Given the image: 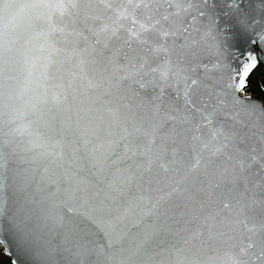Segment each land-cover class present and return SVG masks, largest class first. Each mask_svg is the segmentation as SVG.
Masks as SVG:
<instances>
[{"label":"snow or ice","instance_id":"snow-or-ice-1","mask_svg":"<svg viewBox=\"0 0 264 264\" xmlns=\"http://www.w3.org/2000/svg\"><path fill=\"white\" fill-rule=\"evenodd\" d=\"M0 233L264 264V0H0Z\"/></svg>","mask_w":264,"mask_h":264},{"label":"water","instance_id":"water-1","mask_svg":"<svg viewBox=\"0 0 264 264\" xmlns=\"http://www.w3.org/2000/svg\"><path fill=\"white\" fill-rule=\"evenodd\" d=\"M0 248L11 264H31L32 257L18 247L11 236L0 233Z\"/></svg>","mask_w":264,"mask_h":264},{"label":"trees","instance_id":"trees-1","mask_svg":"<svg viewBox=\"0 0 264 264\" xmlns=\"http://www.w3.org/2000/svg\"><path fill=\"white\" fill-rule=\"evenodd\" d=\"M0 259H1L3 264H11L9 259L4 255L1 248H0Z\"/></svg>","mask_w":264,"mask_h":264},{"label":"rangeland","instance_id":"rangeland-1","mask_svg":"<svg viewBox=\"0 0 264 264\" xmlns=\"http://www.w3.org/2000/svg\"><path fill=\"white\" fill-rule=\"evenodd\" d=\"M0 264H3L2 261H1V259H0Z\"/></svg>","mask_w":264,"mask_h":264}]
</instances>
